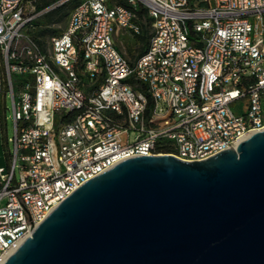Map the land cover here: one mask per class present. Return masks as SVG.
<instances>
[{"label":"built area","instance_id":"2783aa9c","mask_svg":"<svg viewBox=\"0 0 264 264\" xmlns=\"http://www.w3.org/2000/svg\"><path fill=\"white\" fill-rule=\"evenodd\" d=\"M128 1L82 0L41 45L34 20L49 7L0 0V103L10 92L14 126L0 165V264L117 162L201 160L264 129V0ZM140 3L148 47L131 60L116 35L143 33Z\"/></svg>","mask_w":264,"mask_h":264},{"label":"water","instance_id":"95a60500","mask_svg":"<svg viewBox=\"0 0 264 264\" xmlns=\"http://www.w3.org/2000/svg\"><path fill=\"white\" fill-rule=\"evenodd\" d=\"M4 264H264V129L201 160L117 162L61 201Z\"/></svg>","mask_w":264,"mask_h":264},{"label":"rangeland","instance_id":"374dc122","mask_svg":"<svg viewBox=\"0 0 264 264\" xmlns=\"http://www.w3.org/2000/svg\"><path fill=\"white\" fill-rule=\"evenodd\" d=\"M78 1L82 0H66L63 2L65 5L66 10L68 11V14L65 16V18L62 21L59 22H53L51 24H47L43 20V15H39L34 20V25L38 24L39 27H45L48 26L50 28V32L44 36L45 45H48V43L51 40V37L61 31L62 28L66 26L67 19L69 16L70 11L76 6ZM114 1V0H111ZM62 3H58V0L53 3L52 5L48 6V10L56 7L57 5H60ZM46 10V11H48ZM150 25V23H149ZM149 32V31H148ZM145 33V31L143 32ZM149 34V33H148ZM117 43L120 47V49L130 58L131 60H135V58L141 53V49L144 46V41L140 39L138 36L134 35L130 32L125 33H119L116 35ZM0 98L2 99L3 96L0 94ZM6 109L4 107V101H1L0 103V110L2 112V121H0V165L4 166L5 168L8 167V159H7V151L9 148L13 149V142H10L9 145L7 144V137H13L14 136V126H13V112H12V96L11 93L8 92L6 96ZM5 115H7V118H5ZM135 134L133 133L131 135V138H134Z\"/></svg>","mask_w":264,"mask_h":264},{"label":"trees","instance_id":"16d2710c","mask_svg":"<svg viewBox=\"0 0 264 264\" xmlns=\"http://www.w3.org/2000/svg\"><path fill=\"white\" fill-rule=\"evenodd\" d=\"M56 1L57 0H37V10L40 11V10L52 5ZM112 2H116L118 4H122L125 6H131L128 0H114ZM79 3H80V1H78L76 5H78ZM136 10H137L138 15L141 19V23L143 26V32L145 31V33H141V34L136 35L144 41V46L141 49V53H143L148 47V37H149L148 31H149L150 18L148 17L146 8L142 3H140L137 6ZM67 14H68V11L66 10L65 5L62 3V4L57 5L56 7L52 8V9L44 12L43 20L47 25V24H51L53 22L62 21ZM49 32H50V28L48 26L39 27V25L37 24L33 30V36L41 45H44V42H45L44 36H46Z\"/></svg>","mask_w":264,"mask_h":264}]
</instances>
